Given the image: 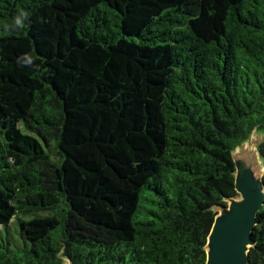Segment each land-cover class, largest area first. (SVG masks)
<instances>
[{
    "label": "trees",
    "instance_id": "obj_1",
    "mask_svg": "<svg viewBox=\"0 0 264 264\" xmlns=\"http://www.w3.org/2000/svg\"><path fill=\"white\" fill-rule=\"evenodd\" d=\"M256 128L264 0H0V264H207Z\"/></svg>",
    "mask_w": 264,
    "mask_h": 264
},
{
    "label": "water",
    "instance_id": "obj_2",
    "mask_svg": "<svg viewBox=\"0 0 264 264\" xmlns=\"http://www.w3.org/2000/svg\"><path fill=\"white\" fill-rule=\"evenodd\" d=\"M238 199L218 208L207 241V264H249V249L257 216L264 205V178L256 179L252 165L236 167Z\"/></svg>",
    "mask_w": 264,
    "mask_h": 264
},
{
    "label": "rangeland",
    "instance_id": "obj_3",
    "mask_svg": "<svg viewBox=\"0 0 264 264\" xmlns=\"http://www.w3.org/2000/svg\"><path fill=\"white\" fill-rule=\"evenodd\" d=\"M263 139L264 131L256 128L238 145L233 154L235 166L241 163L245 166L251 164L256 179L264 178V152L261 149Z\"/></svg>",
    "mask_w": 264,
    "mask_h": 264
},
{
    "label": "clouds",
    "instance_id": "obj_4",
    "mask_svg": "<svg viewBox=\"0 0 264 264\" xmlns=\"http://www.w3.org/2000/svg\"><path fill=\"white\" fill-rule=\"evenodd\" d=\"M25 14L23 13V12H21V14H20V16L21 17H23ZM16 23L19 25V24H21V18L20 17H18L17 19H16Z\"/></svg>",
    "mask_w": 264,
    "mask_h": 264
}]
</instances>
